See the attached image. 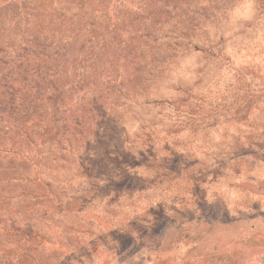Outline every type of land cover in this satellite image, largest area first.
I'll use <instances>...</instances> for the list:
<instances>
[{"label":"rangeland","instance_id":"374dc122","mask_svg":"<svg viewBox=\"0 0 264 264\" xmlns=\"http://www.w3.org/2000/svg\"><path fill=\"white\" fill-rule=\"evenodd\" d=\"M1 75L0 264H264V0H0Z\"/></svg>","mask_w":264,"mask_h":264},{"label":"trees","instance_id":"16d2710c","mask_svg":"<svg viewBox=\"0 0 264 264\" xmlns=\"http://www.w3.org/2000/svg\"><path fill=\"white\" fill-rule=\"evenodd\" d=\"M27 45V44H26ZM26 45H24V46H22L20 49H19V51L21 52V53H25V55H27L28 56V50H29V47L28 46H26ZM12 79H13V76H6V75H1V77H0V89H1V91H0V94H1V96H9L10 98H13V96H14V91H16V92H18V90L17 89H12L11 88V86L10 85H8V82L9 81H12ZM23 79H26V77L25 76H23V77H21V80H23ZM2 82H4L3 83V85L5 86V87H3L1 84H2ZM14 90V91H13ZM9 101L11 102V103H14V99H9ZM1 103H2V101H0V105H1ZM0 109H2V106H0ZM8 131V130H7ZM10 131V130H9Z\"/></svg>","mask_w":264,"mask_h":264}]
</instances>
